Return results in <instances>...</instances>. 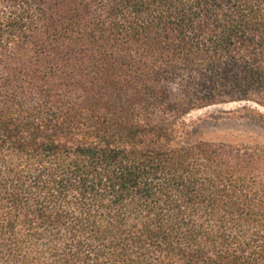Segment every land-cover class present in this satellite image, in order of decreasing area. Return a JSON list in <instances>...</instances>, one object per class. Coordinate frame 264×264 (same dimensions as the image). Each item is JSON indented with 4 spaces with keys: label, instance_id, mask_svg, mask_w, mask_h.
Instances as JSON below:
<instances>
[{
    "label": "trees",
    "instance_id": "trees-1",
    "mask_svg": "<svg viewBox=\"0 0 264 264\" xmlns=\"http://www.w3.org/2000/svg\"><path fill=\"white\" fill-rule=\"evenodd\" d=\"M264 109V0H0V264H264V146L182 142Z\"/></svg>",
    "mask_w": 264,
    "mask_h": 264
},
{
    "label": "rangeland",
    "instance_id": "rangeland-1",
    "mask_svg": "<svg viewBox=\"0 0 264 264\" xmlns=\"http://www.w3.org/2000/svg\"><path fill=\"white\" fill-rule=\"evenodd\" d=\"M182 142L264 146V109L251 103L212 106L188 114Z\"/></svg>",
    "mask_w": 264,
    "mask_h": 264
}]
</instances>
